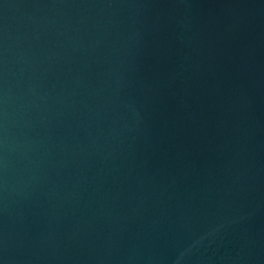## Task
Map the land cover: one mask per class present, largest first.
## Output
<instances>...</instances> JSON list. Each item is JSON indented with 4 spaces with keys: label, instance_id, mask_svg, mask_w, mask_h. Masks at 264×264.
Masks as SVG:
<instances>
[{
    "label": "water",
    "instance_id": "water-1",
    "mask_svg": "<svg viewBox=\"0 0 264 264\" xmlns=\"http://www.w3.org/2000/svg\"><path fill=\"white\" fill-rule=\"evenodd\" d=\"M0 264H264V0H0Z\"/></svg>",
    "mask_w": 264,
    "mask_h": 264
}]
</instances>
